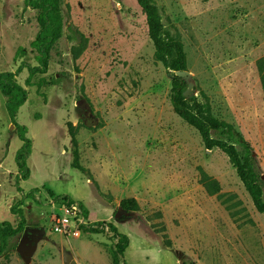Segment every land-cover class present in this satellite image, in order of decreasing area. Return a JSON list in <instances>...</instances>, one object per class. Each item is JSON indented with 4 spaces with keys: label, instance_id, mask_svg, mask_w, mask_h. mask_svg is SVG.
Returning <instances> with one entry per match:
<instances>
[{
    "label": "rangeland",
    "instance_id": "obj_1",
    "mask_svg": "<svg viewBox=\"0 0 264 264\" xmlns=\"http://www.w3.org/2000/svg\"><path fill=\"white\" fill-rule=\"evenodd\" d=\"M154 1L161 39L178 36L184 44L190 76L181 79L194 84L190 110L200 115L207 95L213 115L252 145L264 181V0ZM61 12L63 33L48 72L32 85L27 68L17 76L28 91L17 121L33 141L27 180L15 161L22 142L0 91V222L16 227L19 209L27 221L0 264H113L112 231H54L49 201L62 197L82 204L88 224L106 220L128 236L120 264H264V213L229 157L207 149L174 111L179 76L156 59L138 1L61 0ZM37 16L26 0H0V73L38 65L31 47ZM235 148L244 155L242 145ZM75 149L86 172L73 166ZM212 180L220 184L217 194L206 187ZM130 198L139 210L120 206Z\"/></svg>",
    "mask_w": 264,
    "mask_h": 264
},
{
    "label": "trees",
    "instance_id": "obj_2",
    "mask_svg": "<svg viewBox=\"0 0 264 264\" xmlns=\"http://www.w3.org/2000/svg\"><path fill=\"white\" fill-rule=\"evenodd\" d=\"M137 1L147 16L149 36L155 46L156 59L174 71L187 70V56L181 38L177 36L169 43H165L161 39L160 31L162 21L155 1ZM26 4L38 11L37 21L39 24V31L35 39L31 42V47L37 52L36 59L38 65L31 66L21 64L16 71H4L0 73V91L7 98L6 109L8 115L12 123L15 125L19 139L22 142L21 147L16 152L15 161L19 174L24 180H27L31 175L28 160L32 154L33 141L27 135L28 127L17 121L19 110L28 99V91L26 87L17 80V76L24 68H27L29 76L26 79V84L32 85V79L34 76L38 74L43 75L48 72L51 51L61 38L64 28L61 0H26ZM168 55L174 56V61L171 65L168 62ZM259 72L264 93V66L259 65ZM187 87L188 85L186 82L180 77L173 82L171 102L174 111L190 126L198 130L207 149L212 150L214 148H219L229 157V160L235 167L239 178L250 194L254 206L258 212L264 213V181L252 145L236 130L233 124L218 119L213 115L209 99L204 93L203 96L206 102L203 105L201 114L198 115L192 112L187 103V97L185 96ZM212 130L224 133L228 139L220 140L212 137ZM70 133L72 135L73 145L77 146V139L71 127ZM235 143L243 146V156L237 152ZM73 166L80 171H87L86 168L79 163L77 149L74 151ZM206 187L211 194H217L220 191V184L216 180H212L209 183L206 182ZM120 206L128 212L137 211L140 207L135 198L121 200ZM85 214L88 217V212L86 210ZM18 216L19 221L16 227L8 221L0 222V255L6 254L9 248L8 242L10 237L24 229L27 224L22 209H19ZM82 229L85 232L91 233H100L106 230L112 231L118 239L116 251L113 256V264H120L119 257L124 256V253L129 246V238L127 235L120 233L117 227L108 221H98L97 223L83 225Z\"/></svg>",
    "mask_w": 264,
    "mask_h": 264
},
{
    "label": "built area",
    "instance_id": "obj_3",
    "mask_svg": "<svg viewBox=\"0 0 264 264\" xmlns=\"http://www.w3.org/2000/svg\"><path fill=\"white\" fill-rule=\"evenodd\" d=\"M53 207V229L62 235L77 233L83 225H88V217L82 204L69 197L52 199L49 201Z\"/></svg>",
    "mask_w": 264,
    "mask_h": 264
},
{
    "label": "water",
    "instance_id": "obj_4",
    "mask_svg": "<svg viewBox=\"0 0 264 264\" xmlns=\"http://www.w3.org/2000/svg\"><path fill=\"white\" fill-rule=\"evenodd\" d=\"M176 74L188 81L189 80V76H190V73L187 71V70H179V71H176ZM194 91V84L193 83H188V87H187V90L185 91V96L188 97L192 94V92ZM70 264H77L76 261L72 260L70 261Z\"/></svg>",
    "mask_w": 264,
    "mask_h": 264
},
{
    "label": "crops",
    "instance_id": "obj_5",
    "mask_svg": "<svg viewBox=\"0 0 264 264\" xmlns=\"http://www.w3.org/2000/svg\"><path fill=\"white\" fill-rule=\"evenodd\" d=\"M90 217H91V214H90ZM88 218H89V216H88ZM103 221H106V220H103Z\"/></svg>",
    "mask_w": 264,
    "mask_h": 264
}]
</instances>
